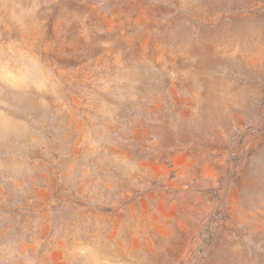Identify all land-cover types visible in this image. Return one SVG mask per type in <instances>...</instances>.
Masks as SVG:
<instances>
[{
	"label": "rangeland",
	"instance_id": "obj_1",
	"mask_svg": "<svg viewBox=\"0 0 264 264\" xmlns=\"http://www.w3.org/2000/svg\"><path fill=\"white\" fill-rule=\"evenodd\" d=\"M0 264H264V0H0Z\"/></svg>",
	"mask_w": 264,
	"mask_h": 264
}]
</instances>
